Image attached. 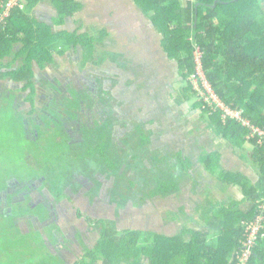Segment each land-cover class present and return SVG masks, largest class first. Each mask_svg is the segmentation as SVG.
<instances>
[{"label":"trees","instance_id":"1","mask_svg":"<svg viewBox=\"0 0 264 264\" xmlns=\"http://www.w3.org/2000/svg\"><path fill=\"white\" fill-rule=\"evenodd\" d=\"M9 1L0 0V98L10 104V110L7 109L3 117L14 123L20 121L16 125L19 134L34 108L32 106L23 115L15 107L17 104L14 100L16 91L21 90L23 93L27 91L25 100L33 103L36 88L33 63L41 68L46 63L52 64L56 61L53 52L60 57L65 49L77 45L84 51L82 62L98 60L92 56V37L85 32H69L65 26L66 20L83 8L79 0H22L20 5L11 7L3 16ZM85 1L90 11L93 7L102 8L111 23L120 20L114 27L107 26L102 34L127 25L132 21V16L136 21L144 17L150 20L153 31L160 35L159 48L167 59L175 60L180 75L187 83L176 102L180 104L197 94L199 98L192 105L200 109V117L207 127L226 139L233 153L240 150L253 166L250 176L241 169L224 166L222 153L218 149L202 150L196 157L212 175L213 187H201L198 191L199 184L195 183L191 184V189L188 188V192L201 194L196 202L198 205L194 207H201L198 216L194 218L192 215L198 227L186 222L178 231H162L153 227L117 229L111 226L112 223H104L97 228L99 236L93 246L88 247L81 242L83 251L75 255L72 264H144L143 258L147 260L145 264H264V133L253 132L249 125L227 113L216 101L209 103L202 98L195 88V83L202 85L203 81L197 72L195 60V52L200 48L204 76L220 100L231 109L240 110L244 119L264 131V0H184L186 4L182 3L183 0H131L130 7L119 12L130 14L127 20L109 8L104 0V6L96 0ZM40 5L54 8L52 23L56 27L38 20L34 11ZM135 6L140 14L134 9ZM191 77L196 80L189 79ZM5 79L19 86H3L2 80ZM4 87L7 92L3 90ZM52 123L49 118L46 120L47 129L52 127ZM59 123L63 129L66 128L64 120ZM5 129H0V139L7 134ZM34 132L36 137L40 133L37 128ZM53 133L57 134V130H53ZM45 138L48 142L43 146L44 149L50 148V154L51 149H63L61 141L50 140L46 134ZM140 140L143 143L149 141V136L144 135L142 130ZM21 146L20 141L15 153L18 158L23 155L24 148L22 150ZM96 146L106 166L111 169L113 163L104 155L103 139ZM91 148L94 147L89 146L87 151ZM174 156L181 167L174 173L166 172L163 178H157L153 187L149 188L146 184L137 186L135 181L128 180L133 190L140 191L137 204L141 205L145 196L151 200L186 187L184 177H187L193 162L187 157L182 158L178 151ZM252 174H257V177ZM25 175L19 180L28 187L33 178L29 177L30 174ZM9 177L18 178L12 173ZM229 184L236 188L235 192L228 190ZM172 212L177 213L175 210ZM187 217L189 219V215ZM254 221H259L260 226L255 239L248 244L246 228ZM17 234L12 232L11 236L7 235V240L0 239V257L2 260L5 258V264H24L19 262L26 261V258H21L22 255L12 257L8 253L14 249L23 253L29 248L26 242L12 241ZM243 253H247L246 257H243ZM42 254L44 257L40 255L37 259L32 255L30 260L37 264L64 262L58 254Z\"/></svg>","mask_w":264,"mask_h":264},{"label":"rangeland","instance_id":"2","mask_svg":"<svg viewBox=\"0 0 264 264\" xmlns=\"http://www.w3.org/2000/svg\"><path fill=\"white\" fill-rule=\"evenodd\" d=\"M182 3L186 4L184 0ZM34 12L38 20L50 24L52 22L50 15L54 14L55 10L53 7L40 5ZM66 21L65 26L69 32L89 33L95 40L93 57L104 59L96 65L87 63L84 69L100 71L99 74L92 71L87 74L97 76L96 81H100L99 83L103 82L105 77H115L116 75L119 80H117V87L123 85L121 91L124 92L127 86L126 81L130 80L128 70L126 74L128 78L124 76L119 78L117 73H122V70L119 69L116 72L113 68L117 65L123 68L124 65L130 64L131 55L128 54L129 52L124 53L123 43L116 44L115 30L102 34L104 25L91 19L90 14L83 15V11L75 13L72 18H68ZM147 25L148 19L144 17L139 20L137 27L142 34L144 32L145 37L141 39H146L147 42L151 40L147 47L151 49V45L155 44L154 42L159 36L155 31H148L149 36H146L147 30L144 27ZM53 29L55 28L53 27ZM136 33L134 32L132 35L135 40L137 39ZM154 46L157 47V45ZM129 47L131 49L132 45ZM55 53L53 52V55L57 59V65H48L45 68H39L35 63L32 65L36 76L39 75L40 80L47 85L48 79L53 78L56 73L62 74L60 63H65V67H68L72 72L73 63L79 60V58L76 59V53L72 48L65 51L64 57H59ZM139 53L141 52L134 54ZM68 55L72 60L70 57H66ZM162 58L167 59L166 54ZM130 69L136 70L132 67ZM163 69L166 72L164 75L162 72L158 75V72L149 69L148 65L141 68V73L133 71L132 73L140 76L137 78L138 88L145 86L140 89L131 88L132 91H125L127 94H118L117 91L120 89L107 92L102 90V92L99 88L94 97L88 94L84 100V109L79 113L81 125L79 128L69 131V135L62 132L61 126L55 135L53 130L56 126L53 123L50 124L52 127L47 129L44 122L45 115L42 114L45 113L44 108L33 107L34 112L29 115V118L34 120L37 113L42 115L41 121H38L39 127H37L38 123L35 125V128L40 132L38 139L46 134L50 136V140L61 139L63 143L62 150L51 149V154L50 148L44 149V141L38 140L37 142L35 139L34 142H27L23 126L18 134L19 127L16 125L20 121H16L15 124L3 117L7 109L10 110V104H7V100L4 98H0V123L2 124L0 129L6 127L5 132L7 133L0 139V190L7 193L9 198L0 208V221L6 224V227L8 226L6 229L1 230L0 228V235L2 234L0 239L7 240L9 228L12 231H17L19 226L27 229L26 231L39 229L40 232L34 231L28 236L20 237L19 235L24 232L19 231L12 241L26 242L29 248H26L23 253H19L16 249L9 251L10 256L19 257L22 255L21 258H26L24 259L26 261H22L26 263L32 258L33 253H37L36 251L47 252L48 249H55L58 243L56 240L50 239L51 235H54L53 238H58L59 236L56 235L59 234L56 229L61 226L66 233H69L70 238L74 223L80 225L81 238L86 242L93 241L98 237L95 225L99 219L108 223L113 222L115 228H149L153 224L154 228L163 229L166 227L178 231L184 222L195 225L187 216L193 215L194 218H197V212L201 207L200 205L198 208L194 207L198 205L196 202L201 194L195 191V193L188 192V188L191 189V184L195 183L199 184L198 191L201 187H213L212 175L208 174L196 157L202 150L218 149L222 153L224 166L230 169H241L245 174L249 173L252 169L251 163L241 155L242 152L237 149L240 152L233 153L231 144L212 132L204 122L205 120L200 117V109L193 107V102L199 98L197 94L180 104L176 102V98L181 96L180 93L187 84L180 75L177 63L168 59L164 63ZM200 73H203L202 69ZM133 78L136 77L133 76ZM120 79L122 80L120 81ZM189 79L196 80L194 77ZM2 83L7 88L19 86V84L11 82L10 79L2 80ZM114 84L109 81L103 86L105 89L108 86L115 88ZM196 86L198 85L195 84V88ZM5 87L3 90L7 92ZM127 97L138 99L129 104ZM58 101L64 104V108L71 103L66 97H61ZM53 104L56 105V102ZM15 107L18 108L17 105ZM122 107H124V113L130 114H123L120 110ZM61 108L62 112H65L64 108ZM29 109L30 105H27L19 112L24 113ZM70 117V119H75L76 115H70ZM141 130L149 138L159 134L158 140L142 143L140 140ZM99 132L104 136H99ZM101 138L104 139V155L113 163L111 169L106 167L105 162L99 159L95 152L99 150L95 144H101ZM20 141L22 142L21 148L22 150L24 148L25 152L23 151V155L18 158L15 153ZM46 142H48L47 139ZM89 145L94 147L93 153L86 155L85 150ZM157 145L160 148L156 147ZM248 147L251 148L250 145ZM170 150L175 152L169 153ZM177 151L181 153L182 158L187 157L193 162V165L188 169L189 172L187 171V177H184L187 186H183L176 193L163 198L153 199L154 204L151 206L147 203L136 204L133 201V192L128 187V180L138 183L148 181L149 185L153 184L157 178H163L166 172L168 173L167 169L172 173L176 172L181 167L174 156ZM26 156H28V160ZM38 170L39 173L36 174ZM10 173L18 176L19 179L26 176L25 174L31 175L29 177L33 178L34 183L31 190L28 191V196L23 194L26 189L25 185L21 186L17 182L14 186L11 183ZM27 197L28 200H26ZM9 206L10 210H8ZM172 210L177 213H173ZM30 221L35 223L31 225ZM48 222H50L51 228L45 226ZM100 225L98 224L97 227L99 228ZM76 237L79 240L80 236ZM77 242L71 243L70 246ZM4 261L5 258L0 259V264H5Z\"/></svg>","mask_w":264,"mask_h":264},{"label":"flooded vegetation","instance_id":"3","mask_svg":"<svg viewBox=\"0 0 264 264\" xmlns=\"http://www.w3.org/2000/svg\"><path fill=\"white\" fill-rule=\"evenodd\" d=\"M79 1L82 2L83 8L81 10H79L78 12L83 11V15L90 14L91 19L97 21L101 25H104V29L103 30H105L107 26L110 27V28L114 27L115 23L120 21V20H118L117 22L111 23L108 20V16L106 15L105 11L102 8H99V7L94 8L93 7L91 9V11H90L85 6L87 1H85V0H79ZM96 1H98L99 4L102 5V6H104L103 2L105 1L106 5H109L108 7L111 8L116 13H119L121 11H126L127 10L126 8L130 7V5H131V0H104V1L96 0ZM134 9L136 10V12H138L140 14V11H139V9L136 6L134 7ZM119 14L125 20L130 18V14H128V13H126V15L121 14V13H119ZM53 15L54 14L52 13L51 14V19H50L51 21H52V17H55V15L54 16ZM131 16H132V14H131ZM72 17H69V18H72ZM138 22L139 21H136L135 18H133V16H132V21L130 23H128L127 25L124 24V26L122 28L120 26L118 28L119 30L117 29V30L114 31V34L116 35V37L114 35V38L117 41L116 44L123 43L124 44L123 48L125 49L124 53H128L129 52L128 54L131 55V59L128 57L130 59L129 60L130 64L124 65L123 68H120L119 65H117L115 68H113L116 72L119 69L122 70V73H119V74L117 73L119 78L122 77V76L126 77L127 70H128V74H129V79L130 80L126 81V83H127L126 85L127 86L124 89L125 91H127V90L132 91L133 88L140 89V88H143L145 86V85H143L140 88H138L139 84L137 83L138 82L137 78H140V76L135 74V73H132L133 71L134 72L138 71L139 73H141V68H144L146 65H148V68L149 69H153L156 72H158V75H159L160 72L164 73L163 66H164V63H165V59L162 58L164 56L163 55L164 53L162 51H160V50H157V49L156 50H152L150 48H147L149 46L148 43H150L151 40H149L150 42H147L146 39H141L142 37H145V35H144V32L142 34L140 29H138V27H137ZM66 23H67V21L65 22V25H66ZM50 24H52V26L56 27V25H53L52 22H50ZM120 24L122 25V21H121ZM134 32L135 33L137 32L136 33L137 34V39L136 40L132 37ZM81 33H84V32H81ZM85 33L88 34V36H90L89 33H87V32H85ZM146 36H149L148 31H147V35ZM134 43H136L137 45H133ZM91 44H92V56H93L94 52H95V40H94V38H92ZM130 45H132L131 49L129 47ZM127 47H128V49L126 50ZM151 47H152V45H151ZM69 48H72V50L76 53V59L79 58L78 62H76V63L71 62V63H73V65H72L73 66V68H72L73 71L72 72L69 70L68 67H65L66 66L65 63H60V65L62 66V70H61L62 74L59 75V74L56 73V75L53 78L48 79V85H47V84H44L40 80L39 75L36 76V74L33 71V73H34L33 78L36 79V81H37V83H36V81H34L36 88H35V94H34V97H33V103H31L29 100H25L27 91L25 92L26 93L25 94L21 90H17L16 91V98L14 100V102H16L19 110L21 108L27 106V105H30V108L32 106L34 108H35V106L36 107H40V108H44L43 111L45 113H42V114L45 115V119H44L45 125H46V120H48V118H49L55 124V126H56L55 129L57 130V132L59 131V126H60L59 121L60 120H64L65 121V125H66V128H64V129L66 131L61 126L62 132L65 131L63 133H68V135H69V131L77 129L81 125V121H80V118H79V113L82 112V110L84 109V100L86 99L88 94H91V97H94L95 94H96V90L98 88L101 91L104 90L105 92H107V91H115V90L120 89V91H117L118 94H122V95L123 94H127V92H125V91L123 92V90L121 91V88H122L123 85H121V87H117L118 78H117L116 75H115V77H112V76L105 77L103 79V82L99 83L100 81H96L97 76L88 75L87 74V72H91V71L99 74L100 71L93 70V69H88V68L84 69V66L87 63H91V64H95V65L99 64V63H101L104 60L103 58L97 59V58L93 57L94 59H97L98 62H94V61L82 62V60L84 58L83 57L84 51L82 50V47L77 45L76 47H72L71 46ZM66 50H68V49H65V51ZM65 51H64V53H65ZM136 52H141V53L134 54ZM64 53L61 56L64 57V55H65ZM132 54H134V55H132ZM66 57L69 58L70 55H68ZM54 59H55V57H54ZM70 59L72 60L71 57H70ZM55 60L56 61H54L52 64L46 63L45 66L42 67V68H45L48 65H57V59H55ZM131 67L133 69H136V70L130 69ZM39 68H41V67H39ZM133 76L136 77V78L132 79ZM126 78H128V77H126ZM122 79H120V81ZM109 81L115 83L114 84L115 88L113 86L112 87L108 86V88L105 89V87L103 85L105 83L109 82ZM11 82H13V81H11ZM124 84H125V82H124ZM61 97H63V98L66 97V98H68L71 101V103L67 104L65 108H64V104L61 103L60 101H58ZM127 99H128V103L131 104V103H133V101H135L138 98L132 99L130 97H127ZM54 102H56V105L53 104ZM31 104H33V105H31ZM75 105H76V107H75ZM61 107L64 108L66 113L62 112V108ZM77 109H78V111H76ZM123 109H124V107H122L120 110L123 112ZM51 111H53V112L51 113ZM37 114L38 115L35 117V119L34 120L32 119L33 122L31 121V118H29L30 114H28V119H25L26 120L25 124H24L25 126L23 125V127H24V130H25L26 140H27V142L28 141L29 142H34L35 139H36L37 142H38V140H42V141H44V143H46L45 135L41 136L40 139H38V136H40V134H36L37 137L34 135V133H35L34 132V129H35L34 126L37 123H38V125H40L38 121H41V116H42L40 113H37ZM69 114L70 115H76L75 119H70L71 117H70ZM123 114H127L128 115L130 113H124L123 112ZM23 115H24V113H23ZM28 125H29V127H28ZM138 127H140V126H138ZM98 135L99 136H104V134L101 133V132H99ZM158 135L159 134H157L156 137L149 138V142L150 141L151 142H156L158 140ZM99 136H98V138H99ZM102 139L103 138H101V140ZM59 140L61 141V139H59ZM103 141H104V139H103ZM97 144L98 143L95 144V147H98V146H96ZM156 147L160 148L158 145ZM92 149L93 148H91V150L89 149L88 151L86 149L85 150L86 155H91L93 153ZM98 149H99V147H98ZM95 152L98 155L97 157H99V159H102L104 161L103 157L100 156V154L98 153V150H96ZM168 152L173 154V152H175V151L174 150H170ZM105 157H106V155H105ZM163 158H164V156H163ZM163 169H164V167H163ZM167 171H168V173H170V171L168 169H167ZM20 181L21 180H19V178H17V177H13L11 179V183H13V184L15 183L14 186L16 185L17 182L21 186L24 185V183L20 182ZM155 182H156V180H155ZM11 183H9V184H11ZM33 183H34V180H33V182H31L30 185H33ZM154 183L148 185V181H144V182H140V183L135 181V184L137 186L140 185V184L142 186L144 184H146V186L148 185L147 187H149V188L153 187ZM29 186L26 187L25 191L23 192L24 196H28V191L31 190V188H32L31 187L29 189ZM229 186H230V184H229ZM128 187L131 188V190L133 192V201H135V203L137 204L138 195H139L140 191H138L137 189L133 190V188L131 186H129V184H128ZM227 188L229 190V187H227ZM87 193H88V191H87ZM7 195H8L7 193L2 192V190H0V208L4 205V203H6L9 200ZM30 196H31V194H30ZM161 197L163 198L165 196H155L153 199L161 198ZM147 199H148V197L145 196V201L142 204L147 203L149 206L154 204V202H153L154 200L153 199H151V200H147ZM26 200H28V197L26 198ZM41 204H43V203H41ZM138 205H140V204H138ZM8 208H9L8 210H10V206ZM32 209H34V208H32ZM45 217H46V215H45ZM88 220L90 222H92L91 219L88 218ZM30 223H31V225H33L35 222L30 221ZM104 223H108V222H106V221H104L102 219H99V222L97 221V225L98 224H104ZM109 223H112L111 226H113V222H109ZM0 225H1L0 226L1 230L3 228L6 229L8 227V226L6 227V224L2 223V221H0ZM74 225L72 226L73 232L70 233V235H71L70 238H69V233H66L63 230V228H61V226L56 229L57 233L59 234V235H56V236H59V237L58 238L57 237L53 238L54 235H51V237H50V239L52 238L53 240H56V242L58 243V246L55 249L54 248H52L51 250L48 249L47 252L48 253L58 254L60 259L64 261L62 264H72V262L74 261L75 255L76 254H80V251H83V249H81L83 243L86 244L88 247H91V246L94 245V243L96 242V240L98 238L97 237L93 241H90V242L87 241L86 242L84 239L81 238L80 225H77L75 223H74ZM97 225H95L96 232H98L97 231V228H98ZM45 226L48 227V228H51L50 222H48V224L45 225ZM156 226H158V225H156ZM151 227H153V224H152ZM158 227H160V226H158ZM163 227H164V225H163ZM122 228H125V227H122ZM122 228H117V229H122ZM134 228H143V227H134ZM144 229H147V228H144ZM155 229H158V228H155ZM26 230L27 229H24V228H22L20 226H19V229L17 231H12L11 228H9V235L11 236L12 232L18 233L19 231L24 232L23 234H21V235H24V236H28L34 231H37L38 233H40L39 229H33L31 231H26ZM161 230L162 231H169V230H171V228L167 229L165 227V228H163ZM98 234H99V232H98ZM78 235L80 236L79 240L76 237ZM75 241H78V242L76 244L70 246V244L71 243L73 244ZM81 242H83V243H81ZM34 244H35V242L33 243V245ZM44 247H46V246L44 245ZM36 252L37 253H35L33 255V258H38L40 255L42 257H44V255L42 254V253H44V251L43 252L42 251H36ZM47 252H45V254ZM0 259H1V257H0ZM143 259H142V261L144 262V264L147 263V260L145 258H143ZM33 262L35 264H37L36 261H34V260H32V261L30 260L29 262H26V263H24V262H19V263L30 264V263H33Z\"/></svg>","mask_w":264,"mask_h":264},{"label":"built area","instance_id":"4","mask_svg":"<svg viewBox=\"0 0 264 264\" xmlns=\"http://www.w3.org/2000/svg\"><path fill=\"white\" fill-rule=\"evenodd\" d=\"M22 0H10L8 2L7 9L4 10L3 16H5L8 12V9H10L11 7L15 6V5H20ZM1 17V16H0ZM201 59H202V53L200 51V48H197V51L195 52V60L197 62V72L202 76V85H198L197 83H195L196 85V90L198 91V94L204 98L206 101H208L209 103H212L213 101L217 102L218 105H221V107L229 114L236 116L237 118H240L244 124L249 125L253 132H259L260 134H263L264 131L256 128L255 126H252V124L250 123V121L248 119H244L242 117V113L240 110H233L231 109L229 106L225 105L220 98L218 97V95L214 92V90L212 89L211 85H209V81L205 78L203 73H200V70L202 69V63H201ZM201 68V69H200ZM260 226L259 221H254L253 223H250L247 226V231H248V236H247V243L251 244L253 242V240L256 237V233H257V229ZM247 253H243V257H246Z\"/></svg>","mask_w":264,"mask_h":264},{"label":"crops","instance_id":"5","mask_svg":"<svg viewBox=\"0 0 264 264\" xmlns=\"http://www.w3.org/2000/svg\"><path fill=\"white\" fill-rule=\"evenodd\" d=\"M144 29H146L147 31H149V32H152L153 31V28H148V26H145L144 27ZM152 30V31H151ZM252 164H251V168H252ZM251 171H252V169L249 171V175L251 174ZM251 176V175H250ZM252 176H256L257 177V174H252ZM186 186H187V184H186ZM229 189H230V191H233V192H235V187L234 186H230L229 187ZM189 219L192 221V223L194 224L195 223V220H193L194 218L192 217V215H189ZM184 223H186V222H184ZM188 224H190V223H188ZM194 227H198V225H197V223H196V225H193Z\"/></svg>","mask_w":264,"mask_h":264},{"label":"water","instance_id":"6","mask_svg":"<svg viewBox=\"0 0 264 264\" xmlns=\"http://www.w3.org/2000/svg\"><path fill=\"white\" fill-rule=\"evenodd\" d=\"M148 25H149V28H153V25L151 24V22H150V20H148ZM157 34V33H156ZM158 36H159V38H160V35L159 34H157ZM159 38L157 39V40H159ZM155 41L154 43V45H157V47H155L153 44H152V47H151V49L152 50H158L159 49V43H158V41ZM160 50H161V48H160ZM165 55V54H164ZM166 59V58H165ZM166 60H168V59H166ZM173 60V59H172ZM173 61H175V60H173Z\"/></svg>","mask_w":264,"mask_h":264}]
</instances>
